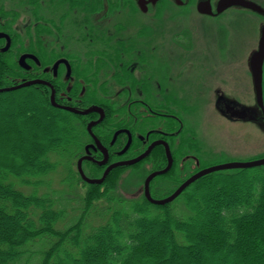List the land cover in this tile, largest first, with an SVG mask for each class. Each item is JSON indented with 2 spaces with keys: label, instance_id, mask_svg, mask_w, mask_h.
<instances>
[{
  "label": "flooded vegetation",
  "instance_id": "af4514ba",
  "mask_svg": "<svg viewBox=\"0 0 264 264\" xmlns=\"http://www.w3.org/2000/svg\"><path fill=\"white\" fill-rule=\"evenodd\" d=\"M200 1L157 0L141 6L138 0H55L41 3L36 11L25 0L2 4L19 10L13 31L3 28L0 17V33L6 35L0 38V54L13 55L20 75L13 80L18 84L42 80L35 84L49 88L51 105L82 121L86 135L75 164L81 159L86 177L105 174L103 183L113 170L122 168L117 182L128 177L144 182L152 172L165 169L170 159L169 170L154 176L149 190L152 195L170 182L173 192L185 167L193 174L209 166L197 155L208 150L197 135V125L184 127L197 102L224 119L254 117V109L246 118L236 115L248 104L257 107L246 94L251 52L240 41L244 22H231L234 9L217 13L215 0H209V12L201 13ZM170 2L178 7L171 16L166 11ZM234 13L262 16L245 9ZM165 15L183 28L170 37L160 35L153 45L152 27ZM129 17L139 22L131 27ZM37 25L44 34L36 35ZM234 58L244 63L233 66ZM167 86L177 95L169 94ZM262 93L264 104V66ZM61 106L90 111L77 113ZM136 191L135 198L143 196L140 186Z\"/></svg>",
  "mask_w": 264,
  "mask_h": 264
},
{
  "label": "trees",
  "instance_id": "16d2710c",
  "mask_svg": "<svg viewBox=\"0 0 264 264\" xmlns=\"http://www.w3.org/2000/svg\"><path fill=\"white\" fill-rule=\"evenodd\" d=\"M25 1L35 11L55 2ZM17 10L0 5L5 30H14ZM8 57L0 54V88L18 84ZM85 135L78 117L51 105L47 86L0 92V264H264V166L209 173L163 205L117 194V168L102 184H84L80 213L68 219L69 197L39 190L60 166L69 187L78 185L70 163ZM192 172L185 167L180 182ZM92 211L96 224L87 220Z\"/></svg>",
  "mask_w": 264,
  "mask_h": 264
},
{
  "label": "rangeland",
  "instance_id": "374dc122",
  "mask_svg": "<svg viewBox=\"0 0 264 264\" xmlns=\"http://www.w3.org/2000/svg\"><path fill=\"white\" fill-rule=\"evenodd\" d=\"M7 1V0H6ZM258 2L262 3V6H264V0H256ZM5 2V0H0V5H2ZM17 0H8L5 2L6 4L13 6L14 3H16ZM13 3V4H12ZM260 3V4H261ZM178 7L174 6L173 2L168 3L166 7V11L171 16V12L177 10ZM234 9V8H233ZM236 9H234V12ZM232 13L231 16H229L231 22L236 25H239L240 21L243 24V30L242 26H240L241 29V42L245 47V50H251L250 46L257 45L259 36H260V28L264 26V17H254L251 14L244 13L243 16L238 15L237 13ZM163 15V14H162ZM168 16V15H167ZM166 15L161 18L160 25H153L152 34L154 36L153 38V45L157 44L155 41L160 38V35H165L170 37L172 34L180 33V30L183 28L180 24L175 25L174 19L168 18ZM186 19H189L188 17H185ZM130 23L136 25L139 20L135 17H129L128 18ZM180 22V19H178ZM178 22V23H179ZM186 22H188L186 20ZM22 26L21 23H18ZM187 27V26H186ZM185 34H189L187 31ZM156 35V36H155ZM240 42V43H241ZM256 45L254 48H256ZM249 48V49H248ZM168 93L169 94H176V90L173 89L172 86H167ZM249 106V104L247 105ZM195 109L193 114L190 115V117L186 120V123L184 125L185 128H193L194 125H197V135H201L203 140L205 141L204 147L208 149L206 152H200L197 153V155H200L201 157H198L201 162H203L204 165H212V164H221L226 163L230 161H246L249 159H254L259 157L261 154L264 153V123L258 119V110L255 109V120H230V119H224L222 118L218 112H215L214 114L209 113V107L202 105V103H198L196 107L193 106ZM252 108V107H250ZM254 109V108H253ZM19 108L15 111L14 115L18 116L20 114ZM8 113V112H7ZM40 115V114H39ZM193 115H196V120L193 119ZM9 116V115H8ZM196 121V122H194ZM226 128H224V125ZM189 125V126H188ZM84 141V139H83ZM204 150V149H203ZM193 155L194 153H189ZM66 163H64L65 166ZM70 168L75 173L76 167H75V160H73L70 163ZM264 169V168H263ZM262 169V170H263ZM231 171V170H230ZM65 172L63 167L60 166L59 169L51 174L50 176H46L45 179L48 183V185H42L40 187V194L41 192L48 191L52 197L55 198H62L63 195L69 197L68 200V213L69 218H72L74 215L78 216L80 213V207L82 206V199L81 194L84 191V186L81 181L78 182V185L75 187H69L68 183L69 180L67 179V182L65 180ZM140 172V170H139ZM97 179V178H94ZM123 182L118 180L117 186H116V193L122 196L124 195H131L134 196L137 194L136 189L140 186H142L143 179H139L136 177H128L127 179H122ZM87 184V183H84ZM90 185V184H89ZM173 186V183L168 182L166 188L170 189ZM20 188V187H19ZM24 191H28L25 187H22ZM33 191H37L36 187ZM157 196L160 194L156 192ZM210 198H212L209 195ZM107 205L105 202H99L98 206L100 208ZM100 217L92 211L88 215L89 222L92 224H96L97 221H99ZM70 221L62 222L58 225L59 228H62L63 226L69 224ZM57 226V225H56ZM205 228H208V226H205ZM150 247L152 245H155L150 240ZM149 247V248H150ZM148 251L145 250V253ZM144 255H142L143 257ZM21 264V261L19 262Z\"/></svg>",
  "mask_w": 264,
  "mask_h": 264
},
{
  "label": "water",
  "instance_id": "95a60500",
  "mask_svg": "<svg viewBox=\"0 0 264 264\" xmlns=\"http://www.w3.org/2000/svg\"><path fill=\"white\" fill-rule=\"evenodd\" d=\"M155 1L157 0H138V3L141 6H144L145 4H147L148 2H152L155 3ZM209 6H210V2L209 0H202L200 2H198L197 4V8L199 12L201 13H207L209 12ZM215 7H216V12L220 13L221 11L227 9V8H232V7H239V8H243V9H247V10H251L257 13H260L264 16V8L262 6H260L258 3L252 1V0H216L215 1ZM6 36L4 33H0V38ZM7 47V44H6ZM5 47V48H6ZM4 48V49H5ZM23 60V57L20 58V61ZM239 62H242L239 59H236ZM248 68L250 69L251 72V82L253 85V89L255 92V98H256V103L257 106L260 108L261 111V121L264 123V107H263V103H262V67H263V63H264V26H262L260 28V36L257 42V48L250 53L249 57H248ZM44 83L42 80H31V81H27L18 85H14L11 87H5V88H0V92L3 91H10V90H14V89H18L20 87L23 86H28L30 84H35V83ZM53 100V99H52ZM53 104L55 105V102L53 101ZM66 110H70L73 112H77V113H87L90 110H85V111H80L77 110L75 108L72 107H65V106H61ZM234 110V107H231ZM252 112V110L250 108L244 107L240 110H238L237 114L238 116L240 115H244L246 118V114L247 112ZM260 113V112H259ZM230 115H234L233 113H231ZM255 115V113H254ZM260 116V115H258ZM257 116V117H258ZM256 118H250L249 120H255ZM246 120V119H245ZM248 120V119H247ZM226 127V126H224ZM147 153V152H146ZM142 154L141 156H139L138 158H136V161L140 160L141 158L144 157V155L146 154ZM80 163H81V159L78 161V170L82 176V178L89 182V183H101L105 177V174L100 178V179H88L84 176L81 168H80ZM170 164H171V160L169 159V164L168 166L163 169V170H159V171H155L152 172L145 180L144 182V195L146 196V198L154 203V204H165L167 202H170L171 200H173L181 191H183L190 183H192L194 180L208 174L214 171H218V170H225V169H236V168H249V167H254V166H260V165H264V157L259 158V159H255V160H249V161H230V162H226V163H221V164H216L213 166H209L206 168H203L201 170H199L198 172L194 173L192 176H190L188 179H186L171 195H169L166 198L163 199H153L150 196L149 193V181L156 175L159 174H163L166 173L169 168H170ZM114 165L110 166L106 172L113 167Z\"/></svg>",
  "mask_w": 264,
  "mask_h": 264
}]
</instances>
